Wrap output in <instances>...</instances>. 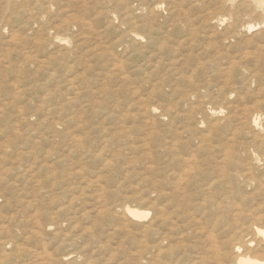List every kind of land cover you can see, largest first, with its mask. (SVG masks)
Segmentation results:
<instances>
[{
    "label": "bare ground",
    "instance_id": "1",
    "mask_svg": "<svg viewBox=\"0 0 264 264\" xmlns=\"http://www.w3.org/2000/svg\"><path fill=\"white\" fill-rule=\"evenodd\" d=\"M6 1L7 2H6L5 7L9 6V3H11V2H9L10 0L9 1L6 0ZM110 1L115 2L119 6V5H123L126 0H110ZM55 2H56V0H47V3L41 2V1L39 2V0H35L33 4L35 6H37L36 8L38 10H41L40 12L44 13V12L49 11L50 7L52 5H55ZM166 2H167L166 0H154V1H152V0H134L132 2L131 7H129L128 9L126 7V9H127L126 12H124L122 14L124 17H122V15L118 16L116 14H112L114 12L110 11V14H111L110 18H112L114 20H116V19L119 20L121 18V21H119V25L120 26L125 25V29H124L125 33H123L124 34V40H122V37H120V39L116 42V44H118V46L121 48V50H122L121 52L123 53V52L127 51V48H128L129 57H131V58L136 57L135 65L143 67V70L141 71L142 73H145V69L147 70V69H150L151 67L157 69L161 65H163L164 71L163 70L162 71L165 72V73H163V75L169 76V78L168 77L162 78L158 82L157 87H151L152 84L148 85L149 90L144 95L146 97V99L150 98L157 90L160 92H163V94H166V92L164 91L165 87H167L168 92H170L171 94H175L178 90L184 93L183 94V96H184L183 100L177 101L176 103L174 102L172 104H167L165 106H161V108H159L160 110H157L156 107H152L150 105L144 106V108L141 110L142 111L141 113L143 114V116L147 120L146 123L151 124L152 126H155L157 121L161 122L162 127L165 128V130H166V134H164V136L161 138V144L158 145V147H157L158 151L153 153V154H156L157 156H160L162 158V161H161L159 167H154L152 169H149V172H148L147 176L145 177L146 178V188L144 190V193L140 194V195L138 194V196L137 195L135 196V193H134V197L124 196L125 193H122L123 197H119L122 195H120L118 193V191H114V190L109 191L108 190L104 195V199L103 198L98 199L96 197L98 199L94 203L95 207L97 205V208L95 209L96 214H95V218L92 220L93 221L92 223H94V224L89 223L90 226L87 227V226L78 225L77 224L78 221H77V223L74 222L76 220L69 221L66 225L68 230L66 229L63 231V232H65V231H68V232H67V234L64 233L65 235L62 238L58 237V234H59L58 228L62 224L59 220H57V219L55 220V218L53 217V213L51 214L52 216H50L48 213H44L43 215H41V214H39V212H38L39 210H37V208H36V210H35V208H33L34 211L32 213L31 207H34V205H33L34 203H31L32 205L26 206L28 204V202H26V205H25L26 209L24 210V212L28 211L27 208H29L31 210L32 214L29 215L30 214L29 213L28 215L30 217L29 216L25 217V219H24V216H22V217L20 216V213L23 212V211L20 212L21 208L19 210L13 211L12 213L9 209V211H10L9 216H8V214H7V216H0V264H22L21 262H24V261H21V260H23V258L25 259L27 257H28L29 261L26 264H264V180L263 181L259 180L260 175L264 174V109H262V106H264V104L260 103L259 106H257V107L252 106V108H247L248 105H247V107H240L241 102L244 101L245 98L239 97L240 103H235V104H237V106H236L233 104V102H236L238 99L229 101V97H228L229 91H227V89H226L228 87L229 83L230 82L232 83L234 80H236L237 82H241L245 86H246V84H250V81H253V79H257L256 78L257 74L255 73L254 70L256 69V71H257L258 68H261V69L264 68V0H219V1L216 0V2H214V3L212 1H210L213 3L212 6L215 5L214 7L221 9V10L225 9L228 12V17L227 18H221L219 13L217 14V13L213 12V10H210L209 9L210 7H208L207 9H205V11L207 10L206 15H205L207 17L206 22L203 24L201 29H200V27H197L196 25H192V23H191V24H185V25L183 24L181 26L176 25L174 27V29H176V32H174L173 28L167 26L168 25L167 23L166 24H159V23H156L157 21L156 22L154 21V17L156 16V12L162 6V4L164 5V3L166 4ZM198 2H203V0H200ZM206 2H207V0H206ZM23 4H25V3H23ZM23 4H22V6H24ZM86 4L87 3H82L81 4L82 8H84V5H86ZM167 4H168V2H167ZM1 5H3V4H1ZM18 6L19 5H17V7ZM56 6H57V4H56ZM208 6H210V4ZM51 8H53V7H51ZM59 8H60V5H59ZM200 9H202V8H200ZM28 10H30V9H28ZM32 10L33 9H31V11ZM225 10H222V11L226 12ZM20 11H22V10H20ZM27 11H26V13H27ZM142 12H143V14H142ZM203 12H201V13H203ZM170 15H172V14H170ZM221 15L224 16V14H221ZM42 16L43 15H41V17ZM28 17H29V21H31V22L33 20L37 21L40 19L39 17L34 18V17H32V15L28 16ZM254 18H256L255 19L256 21L251 22V20ZM24 22H26V21H24ZM182 22L183 21H181L180 23H182ZM3 23H5V22H3ZM70 26H72V25L68 24L65 27H63V26H61V27H63L62 29L66 30V29H69ZM48 27H50V26H48ZM37 28H39V27H37ZM37 28H35V29H37ZM20 29H22V28L20 27ZM46 29L47 28H45L44 30H46ZM48 29H50V28H48ZM59 31L56 30V32H58V33H59ZM23 33H25V32L23 31ZM33 33H34V31H33ZM248 33L251 34V38L253 40L247 39V37L249 35L245 36L246 40H242L244 35L245 34L247 35ZM11 34L12 33H10V35ZM118 34L119 33H117V37H118ZM13 36H14V34H13ZM8 38H11V36ZM48 38H49V36H47V38L44 40V42L49 41ZM11 39H9V40H11ZM34 39H33V41H34ZM60 39H61V37H60ZM37 40H38V38H37ZM57 40H59V38ZM63 40H64V38H63ZM210 40L211 41L215 40L217 42L216 44L218 45L219 48L222 49V51L227 50L229 52L231 50V53H233L234 55H232V56L227 55L225 57L218 55L219 60H217L216 57L214 59L211 58L212 59L211 64H213V65L210 67H207L204 60L202 59V56L209 54L208 53L209 50L207 49L208 48L207 46H208V44L209 45L211 44V43H209V42H211ZM4 43H6V41ZM8 43H10V42H8ZM53 43H55V42L51 41L50 44L54 45ZM68 43H70V42H68ZM24 45L25 44H23V46ZM11 46H9V47H11ZM210 46H212V44ZM1 47H6V46L2 45ZM61 47H62V45H61ZM187 47L192 52L191 54H193V55H191L189 52L190 56L188 58V61L193 60V62L195 61V64H193V65L189 64L188 67L183 68V66H182L183 64H181L180 61H181V59L185 58V56L182 58L181 54L183 52V49L184 48L187 49ZM218 47H216V48L218 49ZM74 48L77 49L76 47H74ZM216 48H214V49H216ZM248 48L252 51L248 50ZM186 49L184 51H186ZM6 50H7V48H6ZM52 50H50V51H52ZM109 51L112 52L111 50H109ZM9 52H11V51H9ZM16 52H17V50H16ZM64 52H66V50ZM228 52H226V53L230 54ZM33 53H34V51H33ZM185 53H187V52H185ZM210 53H212L211 55H214V52H210ZM218 53H219V51H218ZM237 53L239 54L238 55L239 57H237L239 59H236V60H239V62L242 61V66L239 67V69L235 68L237 70H235V73H232L231 71H229L228 68L232 67V64H230V62L235 63V61H234L235 58L233 59V56H236ZM3 54L4 53H2V55ZM6 54L8 55V53H6ZM26 54H27V52H26ZM56 54H57V52H56ZM24 55H25V53H24ZM115 55H117V53H115ZM22 56H21V58L25 57V56H23V57ZM46 56H45V58H46ZM33 57H36V56H33ZM124 57H127V56L125 55ZM204 57H206V56H204ZM21 58H20V63H21ZM140 58H142V59H140ZM8 59H9V57H8ZM204 59L206 60L207 58H204ZM39 60H41V59H39ZM119 60H122V59H119ZM207 60H209V58ZM223 60H226V63H224V64H228V66L224 67V65L220 63ZM24 61L26 62L27 60L24 59ZM72 61H74V60H72ZM11 62H12V60H11ZM41 62H43V61H41ZM63 62H65V61H63ZM71 62H69V63H71ZM17 63H19V62H17ZM39 63L40 62H37L38 66L41 65ZM152 63L154 65L151 66ZM244 63L245 64H248V63L251 64V67L246 66ZM2 64H3V62H2ZM243 64L245 66H243ZM8 65H9V63H8ZM42 65H44V64H42ZM42 65H41V67H42ZM238 65L240 66L241 63ZM70 66H71V64H70ZM82 66L80 67L81 69H83ZM124 66H126V69L130 70L131 73L140 74L139 69H133L132 70V68L128 67V64L126 65L122 61L119 62L117 59V63L115 64L116 69L119 71H122L125 68ZM12 67H13V65H12ZM51 67H49V69ZM34 68H35V66H34ZM153 68H151L150 70L152 71ZM20 69H22V68H20ZM126 69H124L125 72H126ZM209 70H211V72H209ZM242 70H243V72L246 73L245 75L242 72ZM0 71L2 72V70H0ZM44 71H46V70H44ZM262 71H264V69ZM125 72L122 71L120 73L119 80L122 82L123 81L126 82L128 80L131 81L132 80L131 79L132 74H129V72L128 73H125ZM263 73L260 77L264 76ZM215 78H220V80H222L221 85L220 84L219 85L213 84V82L215 81ZM258 78H259V76H258ZM6 79H8V77ZM10 81H12V80H10ZM147 81H148V83L150 82L148 76L144 77L142 79V83H146ZM261 81H263V80H260L259 82H261ZM138 86H140V85H138ZM17 87H18V85L16 86V88ZM126 87H128V84ZM235 87H236V85H235ZM4 88L6 89V87H3V89ZM233 88H234V86H233ZM234 89H236V88H234ZM10 91H11V89H10ZM12 91H14V90H12ZM239 91H240V89H239ZM242 91H245V90H242ZM2 92H4V91H2ZM114 92H112V94ZM259 92H260V90H259ZM232 93L235 94L234 92H232ZM12 94H14V93H12ZM15 94L17 95L18 93H15ZM126 94H128V93H126ZM247 95H248V93H247ZM6 96H8V95H6ZM11 96H13V95H11ZM25 96L27 97V95H25ZM128 96H130V95H128ZM8 97H7V99L11 98V97H9V98ZM2 98L3 97L1 96L0 99H2ZM63 98H64V96H63ZM133 98H134V95H133ZM135 98H138V97H135ZM7 99H5V100H7ZM144 99L145 98H143V100ZM2 100H4V98ZM131 100L132 99H130V101ZM218 100H220V103L224 102L223 103L224 105L222 106L220 104L221 107L217 106L216 104H218V102H219ZM70 101H72V100H70ZM252 103H254V102H252ZM15 104L17 106L16 102H15ZM134 104H138V103H133L132 105H134ZM242 105H243V103H242ZM47 107H50V106H47ZM62 107H63V105H62ZM14 108H15V106H14ZM20 110H21V108H20ZM13 112L10 111V113H12V114H13ZM17 113L18 112H16L15 114H17ZM30 114H31V112H30ZM152 114H156V117L155 116L152 117ZM22 115L24 116L25 114H22ZM83 116L86 117L85 115H83ZM56 120H58V119L55 118L54 123H56ZM37 121H35V122H37ZM60 122L61 121H59V123ZM51 123H52V121H51ZM116 123H118V121ZM29 124H31V123H29ZM62 125H63V123H62ZM103 125L105 126V123ZM113 125H114V123H113ZM30 126H32V129H33V124ZM51 126H53V125H51ZM82 127L83 126H81L79 128H82ZM14 128H16V127H14ZM14 128L12 130H14ZM87 128H85V129H87ZM202 128H204V129H202ZM18 129H17V131H18ZM51 129L53 130V128L49 129L50 132H51ZM101 130H102V128H101ZM122 130H124V129L122 128ZM63 131H60V132H63ZM70 131L73 132V130H70ZM70 131H68V132H70ZM75 132H76V130H75ZM161 132H162V130H161ZM86 134L89 135L88 131ZM127 134H128V132H127ZM127 134H125V135H127ZM130 134H131V132H130ZM130 134H129V136H131ZM17 135H19V134H17ZM53 135H54V133H53ZM59 135H60V133H59ZM78 135H81V134L79 133ZM122 135H124L123 131H122ZM148 135H150L151 137H149ZM36 136H34V137L36 138ZM73 136H75V134H73ZM31 137H33V136H31ZM43 137H45V136H43ZM69 137H70V135H69ZM69 137L67 136L68 139H69ZM75 137H79V136L76 135ZM118 137L119 138H117V139L119 140L120 136L118 135ZM137 137H139V136H137ZM154 137H157V134L155 132L154 133L146 132L144 134V136L141 137L142 142H140V141L139 142L143 143L142 147H146L145 150H147L148 149L147 147H149V149H150V143L151 142H152V144H153V142L157 143L158 140ZM50 138L53 140L52 136L49 137V139ZM79 138L77 140H79ZM29 139H32V138H29ZM38 139H40V138H38ZM102 139H103V137H102ZM71 140H73V137L71 138ZM98 140H99V137H98ZM98 140H97V142H98ZM135 140L138 141V138ZM26 141H24V142H26ZM35 141H37V139ZM126 141H127V139L125 140V142ZM30 142H32V141H30ZM76 142H78V141H76ZM94 142H96V141L94 140ZM27 144H29V143H27ZM50 144H49V146H50ZM84 144L82 143V145H84ZM87 144H85V145H87ZM128 144L129 143L127 141V145ZM134 145H136V144H134ZM134 145H133V147H134ZM49 146H47V147H49ZM100 146H101V144H100ZM156 146H157V144H156ZM156 146H154L153 148H155ZM13 147H15V146H13ZM27 147H29V145ZM32 147H34V146H32ZM53 147H54V145H53ZM63 147H64V145H62V148ZM65 147H66V145H65ZM68 147L70 149V145ZM121 147H122V145L120 146V148ZM133 147H130V148H133ZM87 148H88V145H87ZM123 148H124V146L122 147V149ZM3 149H4V146H3ZM14 149H12V150H14ZM26 149H29V148H26ZM46 149L48 150V148H46ZM104 149H106V148H104ZM134 149H136V148H134ZM22 150L23 149H21V151ZM24 150H25V148H24ZM49 150H51V149H49ZM0 151H2V149ZM6 151H7V149H6ZM107 151H109V150H107ZM13 152H15V151H13ZM16 152H18V151H16ZM30 152H31V150H30ZM56 152H58V150ZM61 152H62V155L64 153V156H66L65 152H63V151H61ZM86 152H87V150H86ZM113 153H114V151H113ZM129 153H130V151H129ZM138 153L140 154V151ZM0 154L2 156V153H0ZM5 154L7 156L6 152H5ZM28 154L30 155V153H28ZM43 154L44 153H42V155ZM118 154L119 153L116 154L117 158H118ZM17 155H19V154H17ZM82 155H83V153H82ZM93 155H94V153H93ZM116 155H115V158H116ZM133 155H135V154H133ZM60 156H61V154L59 155V157ZM130 156H131V154H130ZM10 157H13V156H11V154H10ZM15 157H17V156H15ZM40 157H42V156L37 157L38 160ZM103 157H105V156H103ZM109 157L111 158V156H109ZM49 158H50V156H49ZM8 159H9V157H8ZM12 159H14V158H12ZM63 159H65V158H63ZM102 159L103 158L101 157V161H102ZM105 159H108V158L106 157ZM8 161L10 162L11 160H8ZM21 161L22 160H20V162ZM81 161H83V160L81 159ZM50 162H51V160H50ZM15 163L17 164V162H15ZM100 163H101V165H103L104 168H106L105 170H111V171L116 170L113 168V163L110 161V159L105 160L103 162H99V164ZM34 164H36V163H34ZM26 165H27V162H26ZM48 165H50V163H48ZM37 166H38V164H37ZM45 166H46V164H45ZM24 167H25V165H24ZM53 167H55V165ZM151 167H153V166H151ZM95 168H97V167H95ZM9 169H11V168H9ZM12 169H13V167H12ZM31 169H32L31 166H29L28 168L26 167L24 169L22 167H20L18 170L13 169V170H15L14 171L15 173H13L14 174L13 179L9 183L10 188L13 189L14 186L15 187L19 186L18 185L19 183L20 184L22 183L23 185L28 184V182L30 181L29 179L33 177V176L29 177L31 175L29 173L33 170V169L32 170ZM2 170H4V169H2ZM2 170H0V171H2ZM52 170L54 172V169H52ZM6 171L8 172V170H6ZM47 171H49V170H47V168H46V172ZM258 171H259V176H258V180H256L255 179V176H256L255 173H257ZM67 172H68V170H67ZM73 172L70 171V173H67V174H65L66 173L65 172L64 175H66L68 177L78 176V174H74ZM78 172H81V171H77V173ZM33 173H34V171H32V174ZM49 173L50 172H48V174ZM46 174H44V175L46 176ZM110 174H109V176H107L105 178H106V181L109 183V187L114 189V187L118 186L117 183L119 181V178H118L119 175L116 173H113L111 175ZM38 175L41 176L40 174H38ZM82 175H81V177H82ZM35 177H37V176H35ZM60 178H61V175H60ZM9 179H10V177H9ZM6 180H7V178H6ZM36 180H37L36 182L39 181L38 177ZM59 180H61V179H59ZM74 180H75V178H74ZM65 181L67 182V180H65ZM8 182L6 181V183H8ZM30 183H31V181H30ZM2 184H3V182H2ZM28 185L30 186V184H28ZM33 186H34V184H33ZM84 187L86 188V186H84ZM41 188L42 187H40V189ZM47 188H50V187H47ZM95 189H97V188H95ZM103 189H105V187L100 186L99 189L95 190V191L100 190L99 192L102 194L105 192ZM107 189H105V190H107ZM55 190H57V189H55ZM26 191H25V193H26ZM32 191H34V190H32ZM35 191H37L36 188H35ZM73 191L74 190H72V192ZM142 191H140V192H142ZM53 192H56V191H53ZM67 192H68V189H67ZM15 193H16V195H15L14 200L16 201V204L21 203L20 200H22L21 197H23L22 192L15 191ZM64 193L66 194L65 191H64ZM32 194H33V192H32ZM59 194H61V193H59ZM87 194H90V193L87 192ZM101 194H99V195L103 196V194L102 195ZM70 195H71V193H70ZM70 195L68 197H70ZM80 195H82V194H80ZM51 196L52 195H50V197ZM77 196H78V194H77ZM110 196H111V198H110ZM12 197H13V195H12ZM31 197H33V196H31ZM34 197H33V199H34ZM40 197L41 196H39V198ZM80 197H78L79 198L78 201H80ZM27 198H28V196L26 197V199ZM43 199H42V201H43ZM66 199L68 200V198H66ZM66 199H64V200H66ZM7 200H8V198H7ZM29 200L30 199H28L26 201H29ZM90 201H92V200H90ZM30 202H36V201H30ZM58 202L60 203L61 201L58 200ZM69 202H70V200H68L67 203L63 202L64 204H62V205L60 204L61 206L59 205L60 208L57 211L53 207L55 209L54 212L55 213L58 212V215H59V213L62 214V213L67 212V217H68V215H72V213H71L72 208L71 207H73V206H71V203L69 204ZM79 203L81 206H83L81 204V202H79ZM23 204H24V202H23ZM52 204H53V202H52ZM12 205H13V203H12ZM35 205H37V204H35ZM72 205H73V203H72ZM73 208H76V206ZM75 210L76 209H73V211H74L73 213L77 212V211L75 212ZM86 210H88V209H86ZM84 211L82 210V212H84ZM80 212H79V214H81ZM87 213H88V211H87ZM66 219L67 220L72 219V216L70 218L68 217ZM64 220L65 219H63V221ZM29 225L31 226L30 234L31 235L35 234L37 237L38 236L39 237L36 240H34L35 241L34 242L35 250L32 251V249H31L30 252H28V251L24 252L21 250V248H23V247L20 248L21 245L19 246L18 242H17L19 233H18V235L15 236L14 231L15 230L17 231V229H20L22 231V233L23 232L25 233L27 231L26 228L29 227ZM12 226H14L15 228L13 227V229H12ZM76 228H78V230H75ZM93 234H95V236H96V234H99L100 236H98V235L96 236V240L94 242V245L96 246V248H94V250L92 251L93 247L91 248V250L88 249V245L86 243L89 242V240L85 239V238L86 237L88 238L90 235L93 236ZM23 235H25V234H23ZM114 235L118 238V241H117L118 243L115 242L116 244H118V246H116V247L114 244H112V245H114L113 247L110 244V240H113L112 238ZM23 238L28 239L29 237L28 238L23 237ZM47 238H48V241L51 240L54 243L53 248L51 247V249H53L52 253L48 252L49 248H48V243L46 241ZM93 238H95V237H93ZM79 240H80V243H78ZM87 249L91 252V253L89 252L91 257L88 256L89 253L87 254V251H88ZM29 250H30V248H29ZM25 251H26V249H25ZM95 251H97L98 258L92 257L93 256L92 254L95 253Z\"/></svg>",
    "mask_w": 264,
    "mask_h": 264
},
{
    "label": "rangeland",
    "instance_id": "2",
    "mask_svg": "<svg viewBox=\"0 0 264 264\" xmlns=\"http://www.w3.org/2000/svg\"><path fill=\"white\" fill-rule=\"evenodd\" d=\"M34 1L35 0H10L9 2H11V3H9V6L5 7L7 1L6 0H0V22H1L0 23V45L6 46V47L0 46V56L2 55V53H4L1 56L2 58L0 57V64H1L0 70H2V72L0 71V97L2 96L4 98V100H2L3 98L0 99V111H1L0 112V150L2 149V151H0V153H2V156L0 154V157L2 158V159L0 158V170H2V169L5 170V171L4 170L0 171V176H1L0 177V202H1L0 203L1 204L0 205V216H7V214L9 216L10 211L12 213L13 211L19 210L20 208H21L20 212L23 211L22 213H20V216L21 217L24 216V219H25V217H28L29 215H31L33 213V211H34L33 208H35V210L37 208V210H39L38 211L39 214H41V215H43L44 213H48L50 216H52L51 214L53 213V217L55 218V220L56 219L59 220L62 224L58 228V230H59L58 237L62 238L65 235L64 233L67 234V232H68V231H65V232H63V231L67 229L66 225L69 221L76 220L74 222L77 223V221H78V223H77L78 225L87 226V227L90 226L89 223L91 224L93 222L92 220L95 218V214H96L95 209L97 208V205L95 207L94 203L98 199H101V198L104 199V195L108 190L109 191L110 190L118 191V193L120 195H122L119 197H123L122 193L126 194V195L124 194V196H130V197L131 196L134 197V193H135V196L136 195L138 196V194L140 195V194L144 193V190L146 188V178L145 177L147 176L149 169H152L154 167H159L160 163L162 161V158L160 156H157L156 154H153V153L158 151L157 147H158V145L161 144V138L164 136V134H166V130H165V128L162 127L161 122L157 121L155 126H152L151 124L146 123L147 120L145 119V117L141 113L142 112L141 110L146 105L156 107L157 110H160L159 108H161V106H165L167 104H172L174 102L176 103L177 101L183 100L184 99V96H183L184 93L178 90L175 94H171L170 92H168L167 87H165L164 91L166 92V94H163V92H160L157 90L150 98L146 99V97L144 95L149 90L148 85L152 84L151 87H157L158 82L162 78H166V77L169 78V76L163 75V73H165V72H163L164 71L163 65H161L159 67L160 69L159 68L156 69V68L151 67L152 65H154L153 63L150 66L151 68H153L152 71L150 70L151 69L150 68V69H147L148 71L145 69V73H142L141 71L143 70V67L135 65L136 57H134V58L129 57L128 48H127V51L122 53L121 48L118 46V44H116V42L120 39V37H122V40H124V34L123 33H125V30H124L125 25H122L123 27L119 25V21H121V18L119 20L118 19L114 20V19L110 18V15H111L110 11L114 12L112 14H116L118 16H121L124 12H126V10L129 7L132 6V2L134 0H126L123 5H119V6L115 2L110 1V0H108V1L107 0H60V1L56 0L55 5L51 6L53 8L50 7L49 11L44 12V13L40 12L41 10H38L36 8L37 6H35L33 4ZM40 1L47 3V0H39V2ZM152 1H154V0H152ZM166 1L168 2V4H167V2H166V4L164 3V5L162 4V6L156 12V16L154 17V21L155 22L157 21L156 23H159V24H166L167 23L168 24L167 26H169L173 29L176 25L181 26L183 24L185 25V24H191V23H192V25H196L197 27H200V29H201L203 24L206 22L207 17L205 15H206L207 10L205 11V9H207L208 7H210L209 9L213 10V12H215L217 14L219 13L221 18H227L228 17V12L225 9H222V10H225L226 12L222 11L221 9L214 7L215 5L212 6L213 3L216 2V0H207V2H206V0H203V2H198L200 0H166ZM210 1H212L213 3ZM217 1H219V0H217ZM23 3H25L26 5ZM82 3H87L86 5H84V8H82V5H81ZM1 4H3V5H1ZM22 4L24 6H22ZM56 4H57V6H56ZM209 4H210V6H208ZM17 5H19V6L17 7ZM59 5H60V8H59ZM126 7H127V9H126ZM200 8H202V9H200ZM28 9H30V10H28ZM31 9H33L34 11L33 10L31 11ZM20 10H22V11H20ZM26 11H27V13H26ZM201 12H203V13H201ZM142 14H143V12H142ZM170 14H172V15H170ZM221 14H224V16ZM31 15L34 18L39 17L40 19L37 21L33 20L34 22L33 21L31 22V21H29V17H28ZM41 15H43V16L41 17ZM122 17H124V16L122 15ZM255 19L256 18L252 19L251 22H255L256 21ZM24 21H26V22H24ZM181 21H183V22L180 23ZM3 22H5V23H3ZM68 24L72 25L69 27V29H66V30L62 29L63 27H65ZM48 26H50V27H48ZM61 26H63V27H61ZM20 27L22 29H20ZM37 27H39V28H37ZM35 28H37V29H35ZM45 28H47V29L44 30ZM48 28H50V29H48ZM56 30H58V31L60 30L59 33L56 32ZM23 31L25 33H23ZM33 31H34V33H33ZM174 32H176V29H174ZM10 33H12V34L10 35ZM117 33H119L118 37H117ZM13 34H14V36H13ZM9 35L11 36V38L13 40L11 38H8V37H10ZM47 36H49V38H48L49 41L44 42V40L47 38ZM245 36H248L247 37L248 40L252 39L251 34L248 33L247 35L245 34L244 37L242 36L243 38L241 37L242 40H246ZM60 37H61V39H60ZM37 38H38V40H37ZM58 38H59V40H57ZM63 38H64V40H63ZM9 39H11V40H9ZM33 39H34V41H33ZM5 41H6V43H4ZM51 41L55 42V43H53L54 45L50 44ZM8 42H10V43H8ZM68 42H70V43H68ZM22 43L25 44L26 46L25 45L23 46ZM209 43L212 44V46H210L211 44L210 45L208 44V46H207L208 47L207 49L209 50V52H208L209 54L202 56V59L204 60L207 67H210L213 65V64H211V61L215 57L217 60H219L218 55L219 56L221 55L222 57H225L227 55L228 56L234 55L233 53H231V50L229 52L227 50L222 51V49L219 48L218 45L216 44L217 42L215 40L211 41ZM61 45H62V47H61ZM214 45L215 46L217 45L216 47H218V49ZM9 46H11V47H9ZM74 47H76L77 49H75ZM6 48H7V50H6ZM214 48H216V49H214ZM185 49L186 48L183 49V52L181 54V57L183 58L185 56V58L181 59V61H180V63L183 64L182 65L183 68L188 67L189 64H192V65L195 64V61L193 62V60L188 61V58L192 52L190 51V49L188 47H187L186 51H184ZM16 50H17V52H16ZM32 50L34 51V53ZM50 50H52V51H50ZM65 50H66V52H64ZM109 50H111L112 52H110ZM217 50L219 51V53ZM248 50H250V49L248 48ZM9 51H11V52H9ZM55 51L57 52V54ZM250 51H252V50H250ZM26 52H27V54H26ZM185 52H187V53H185ZM189 52H190V54H189ZM210 52H214V55H211L212 53H210ZM226 52L230 53L231 55L227 54ZM6 53H8V55ZM24 53H25V55H24ZM115 53H117V55L119 57L117 55H115ZM22 55L25 57H23ZM125 55L127 57H124ZM191 55H193V54H191ZM238 55L239 54L237 53L236 56H233V59L235 58L234 59L235 63L230 62V64H232V67H230L228 69L232 73H235V70L239 69V67L242 66V61L239 62V60H236V59H239V58H237V57H239ZM21 56L23 58H21ZM33 56H36V57H33ZM45 56L47 59L45 58ZM204 56H206V57H204ZM8 57H9V59H8ZM19 57L21 58V63H20ZM204 58H207V59L209 58V60H207V59L205 60ZM24 59L27 61L25 62ZM39 59H41V60H39ZM117 59L119 62L122 61L126 65L128 64V67L132 68V70L133 69H139L140 74H138V73L133 74L130 72V70L126 69V66H124L125 67L124 69H126V72L124 69L122 71L125 73L129 72V74H132L131 75L132 80L131 81L128 80L126 82L123 81L124 82L123 83L122 81L119 80V75L122 71L117 70L115 67V64L117 63ZM119 59H122V60H119ZM140 59H142V58H140ZM11 60H12V62H11ZM72 60H74V61H72ZM41 61H43V62H41ZM63 61H65V62H63ZM2 62H3V64H2ZM17 62H19V63H17ZM37 62H40L39 64H41V65L44 64V65H42V67H41V65H39L40 66L39 67ZM69 62H71V63H69ZM8 63H9V65H8ZM220 63L223 64L224 67L228 66V64H224V63H226V60H223ZM240 63H241V65L239 66L238 64H240ZM70 64H71V66H70ZM244 64H243V66L246 65L248 67H251V64H249V63L245 64V65ZM12 65H13V67H12ZM34 66L36 69L34 68ZM81 66L83 69L80 68ZM49 67H51V68L49 69ZM20 68H22L23 70ZM235 68H237V69H235ZM263 69L258 68V70H257L258 72L255 69L254 71L257 74V76H256L257 79H253V81H250V84H246V86L243 85L241 82H237L236 80H234L232 83L230 82L228 87L226 88L227 91H229L228 92L229 101L238 99L236 102H233V104L237 106V104H235V103H240L239 97H244L245 99H244V101L241 102L240 107H247V105H248L247 108H252V106L257 107V106H259L260 103L264 104V79H263L264 76L260 77L262 75V73L264 72V71H262ZM44 70H46V71H44ZM209 72H211V70H209ZM242 72H243V70H242ZM243 73H244V75L246 74L245 72H243ZM263 75H264V73H263ZM147 76L149 77L150 82L148 83V81H147L146 83H142V79L144 77H147ZM258 76H259V78H258ZM7 77H8V79H6ZM10 80H12V81H10ZM260 80H263V81L259 82ZM19 83L20 84L22 83V84L20 85ZM221 83H222V80H220V78H215V81L213 82V84H217V85H219V84L221 85ZM127 84H128V87H126ZM17 85H18V87L16 88ZM138 85H140V86H138ZM235 85H236V87H235ZM2 86L6 87V89L5 88L3 89ZM233 86L236 89H234ZM10 89H11V91H10ZM239 89H240V91H239ZM12 90H14V91L16 90V91L14 92ZM242 90H245V91H242ZM259 90H260V92H259ZM2 91H4V92H2ZM112 92H114L115 94L114 93L112 94ZM232 92H234L235 94H233ZM12 93H14V94L18 93V94L14 95ZM126 93H128V94H126ZM247 93H248V95H247ZM6 95H8L11 98H9ZM11 95H13V96H11ZM25 95H27V97ZM128 95H130V96H128ZM133 95H134V98H133ZM63 96H64V98H63ZM7 97L9 99H7ZM135 97H138V98H135ZM143 98H145V99L143 100ZM5 99H7V100H5ZM130 99H132V100L130 101ZM70 100H72V101H70ZM218 101H219L218 104H216L217 106L221 107L220 104L222 106L224 105L223 104L224 102L220 103V100H218ZM15 102L17 103V106H16ZM252 102H254V103H252ZM131 103L132 104L138 103V104L132 105ZM242 103L244 106L242 105ZM19 104L20 105L22 104V105L20 106ZM62 105H63V107H62ZM14 106H15V108H14ZM47 106H50V107H47ZM20 108H21V110H20ZM262 109H264V106H262ZM10 111L11 112L14 111L13 114L10 113ZM16 112H18V113L15 114ZM30 112L32 115L30 114ZM21 113L25 114V115L23 116ZM83 115H85L86 117H84ZM29 116L30 117L32 116V117L30 118ZM153 116L156 117V114H152V117ZM55 118L58 119V120H56V123H54ZM35 121H37V122H35ZM51 121H52V123H51ZM59 121H61L60 122L61 124L59 123ZM117 121H118V123H116ZM28 122L31 124H29ZM62 123H63V125H62ZM104 123H105V126L103 125ZM113 123H114V125H113ZM32 124H33V129H32V126H30ZM51 125H53V126H51ZM81 126H83V127L79 128ZM12 127L13 128L16 127V128H14V130H12L13 129ZM87 127L88 128L90 127V128L88 129ZM50 128H53V130L51 129V132L49 130ZM85 128H87V129H85ZM101 128H102V130H101ZM122 128L125 131L122 130ZM17 129H18V131H17ZM202 129H204V128H202ZM67 130L68 131L73 130V132H71V131L68 132ZM75 130H76V132H75ZM161 130H162V132H161ZM60 131H63V132H60ZM87 131H88L89 135L86 134ZM122 131H123L124 135L127 134V132H128V134L124 136V135H122ZM130 132H131V134H130ZM144 132L145 133L146 132H149V133L155 132L157 134V137H154L158 140L157 143L153 142V144H152V142H151L150 143V149H149V147H147L148 148L147 150H145L146 147H142L143 143H140V142H142L141 137L144 136V134H145ZM53 133H54V135H53ZM59 133H60V135H59ZM79 133L81 135H78ZM17 134H19V135H17ZM73 134H75V136L76 135L79 136L80 138L73 136ZM129 134L131 136H129ZM69 135H70V137H69ZM118 135L120 136L119 140L117 139V138H119ZM31 136H33V137H31ZM34 136H36V138ZM43 136H45V137H43ZM51 136L53 137V140L51 138L49 139V137H51ZM67 136L69 137V139L67 138ZM137 136H139V137H137ZM148 136L151 137L150 135H148ZM72 137H73L74 141L71 140ZM98 137H99L100 141L98 140ZM102 137H103V139H102ZM29 138H32V139H29ZM38 138H40V139H38ZM78 138H79V140H77ZM137 138H138V141L135 140ZM36 139H37V141H35ZM126 139L129 143L128 145H127V141L125 142ZM94 140L96 142L98 140V142L96 143V142H94ZM24 141H26V142H24ZM30 141H32V142H30ZM76 141H78V142H76ZM27 143H29V144H27ZM82 143L83 144L88 143L87 144L88 148H87V145H85V144L82 145ZM30 144L34 147H32ZM49 144H50V146H49ZM100 144L102 147L100 146ZM134 144H136V145H134ZM156 144H157V146H156ZM28 145H29V147H27ZM53 145H54V147H53ZM62 145H64L63 148H62ZM65 145H66V147H65ZM69 145H70V149L68 147ZM121 145H122V147L124 146L123 149H122V147L120 148ZM133 145H134V147H133ZM3 146H4V149H3ZM13 146H15L16 148ZM47 146H49L50 148ZM154 146H156V147L153 148ZM103 147L106 149H104ZM130 147H133V148H130ZM24 148L26 151L24 150ZM26 148H29V149H26ZM46 148H48V150ZM134 148H136V149H134ZM6 149H7V151H6ZM12 149H14V150H12ZM21 149H23V150L21 151ZM49 149H51V150H49ZM30 150H31V152H30ZM57 150H58V152H56ZM86 150H87V152H86ZM107 150H109V151H107ZM13 151H15V152H13ZM16 151H18V152H16ZM61 151L65 152L66 156H64V153L62 155ZM113 151H114V153H113ZM129 151H130V153H129ZM137 151L138 152L140 151V154ZM5 152L7 153V156H6ZM12 153L13 154L15 153L14 155L17 157H15ZM28 153H30V155ZM42 153H44V154L42 155ZM82 153H83V155H82ZM93 153H94V155H93ZM117 153H119L118 158L116 155ZM10 154L13 157H10ZM17 154H19V155H17ZM60 154H61V156L59 157ZM130 154H131V156H130ZM133 154H135V155H133ZM115 155H116V158H115ZM39 156H42V157H40L38 160L37 157H39ZM49 156H50V158H49ZM103 156H105V157H103ZM109 156H111V158ZM8 157H9V159H8ZM101 157L103 158L102 161H101ZM106 157L108 159H110V161L113 163V168L116 170H114V171L105 170L106 168H104L103 165H101V163L99 164V162H103L105 160H108V159H105ZM12 158H14V159H12ZM63 158H65L66 160ZM81 159L83 161H81ZM8 160H11L10 161L11 163ZM20 160H22L21 161L22 163L20 162ZM50 160H51V162H50ZM15 162H17V164ZM26 162H27L28 166L26 165ZM34 163H36V164H34ZM48 163H50V165H48ZM37 164H38V166H37ZM45 164H46V166H45ZM24 165H25V167H24ZM54 165H55V167H53ZM29 166L32 167L33 170L32 169L31 170L34 171V173H35V174L34 173L32 174V171L29 173V174H31L29 177L33 176L32 178L29 179L31 181V183H30V181L28 182V184H30L31 187L28 184L23 185L22 183L21 184L19 183L18 184L19 186H16V187L14 186L13 189L10 188L9 183L13 179V175H14L13 173H15L14 172L15 170H13V169L18 170L20 167H22L24 169L26 167L28 168ZM151 166H153V167H151ZM12 167H13V169H12ZM95 167H97V168H95ZM9 168H11V169H9ZM46 168L49 171L46 172ZM52 169H54V172ZM6 170H8V172ZM67 170H68V172H67ZM70 171L71 172L74 171L73 173L78 174V176L68 177V176L64 175L65 172H66L65 174H67V173H70ZM77 171H81V172L77 173ZM48 172H50V173L48 174ZM37 173L40 174L41 176H39ZM110 173L111 174L116 173L119 175L118 176L119 181L117 183L118 186L114 187V189L109 187V183L106 181V178H105V177L109 176ZM257 173H255L256 174V176H255L256 180H258L259 171ZM44 174H46V176ZM60 175H61V178H60ZM81 175H82V177H81ZM35 176L38 177V180H39L38 182H36L37 177H35ZM9 177H10V179H9ZM6 178H7V180H6ZM58 178L61 180H59ZM74 178H75V180H74ZM259 178H260L259 180L263 181L264 180V174L260 175ZM65 180H67V182ZM6 181L7 182L9 181V182L6 183ZM2 182H3V184H2ZM33 184H34V186H33ZM80 186L82 188L84 186H86V188L84 187L82 189ZM100 186L105 187V189L108 188L107 190L103 189L105 191V192L103 191L104 193H102L103 196L99 195V194H101L99 192L100 190L95 191V190H98ZM40 187H42V188L44 187L43 188L44 190L42 188L40 189ZM47 187H50V188H47ZM35 188L37 191H35ZM95 188H97V189H95ZM55 189H57V190H55ZM67 189H68V192H67ZM32 190H34L35 192ZM72 190H74L73 191L74 193L72 192ZM15 191L22 192L23 197H21V199L23 201L20 200L21 203L16 204V201L14 200L15 195H16ZM25 191H26V193H25ZM53 191H56V192H53ZM64 191L66 192V194L64 193ZM140 191H142V192H140ZM32 192H33V194H32ZM87 192L90 194H87ZM59 193H61V194H59ZM70 193H71V195H70ZM96 193L97 194L99 193V194L97 195ZM77 194H78V196H77ZM80 194H82L83 196ZM12 195H13V197H12ZM50 195H52V196L50 197ZM69 195H70V197H68ZM27 196H28V198L26 199ZM31 196H33V197L35 196L34 199ZM39 196H41L40 197L41 199L39 198ZM78 197H80V201H78L79 200ZM7 198H8V200H7ZM66 198H68V200H70L69 204L71 203V206H73V207L76 206V208L71 207L72 208L71 209L72 215H68V217L70 218L72 216V219H69V220L66 219V218H68L67 212H65L66 214L65 213H62V214L59 213V215H58V212L57 213L54 212L55 209L57 211L62 204L67 203L68 200ZM110 198H111V196H110ZM28 199H30V200L26 201ZM42 199H43V201H42ZM64 199H66V200H64ZM58 200L61 202L59 203ZM90 200H92L93 202ZM30 201H36V202H30ZM23 202H24V204H23ZM26 202H28L27 205H26ZM52 202H53V204H52ZM79 202H81V204L83 206H81ZM12 203H13V205H12ZM31 203H34L33 204L34 207H31L32 213H31V210L29 208H27V210L29 212L28 211L24 212V210L26 209L25 205L26 206L32 205ZM72 203H73V205H72ZM35 204H37V205H35ZM9 209H10V211H9ZM73 209H76L75 212L76 211L77 212L73 213L74 212ZM86 209H88V210H86ZM82 210L83 211L85 210V211L82 212ZM87 211H88V213H87ZM79 212L81 214H79ZM63 219H65L66 221L65 220L63 221ZM92 224H94V223H92ZM13 227L14 226H12V229H13ZM30 228H31V226L29 225V227L26 228L27 231L25 233L24 232L22 233V231L20 229H17V231L16 230L14 231L15 236L18 235V233H19L17 242H18L19 246L21 245L20 248L23 247V248H21V250L24 252H27V251L30 252L31 249H32V251H34L35 250V245H34L35 241L34 240H36L39 237V236L37 237L35 234L31 235L30 234V231H31ZM75 230H78V228H76ZM23 234H25V235H23ZM97 235L100 236L99 234H96V236ZM96 236H95V234H93V236L90 235L88 238L87 237L85 238V239L89 240V242L86 243L88 245V249L91 250V248L93 247L92 251L94 250V248H96V246L94 245V242L96 240ZM23 237H27V238L29 237V238L26 239ZM93 237H95V238H93ZM112 239L113 240H110V244L111 245L114 244L115 247L118 246V244H116V243H118L117 242L118 238L114 235ZM46 241L48 243V248H49L48 252L52 253L53 249H51V247L53 248L54 243L51 240L48 241V238ZM78 243H80V240ZM114 245H112V247ZM28 247L30 248V250ZM24 248L26 249V251ZM89 252L90 251L88 250L87 254ZM90 253L88 255L89 257H91ZM92 255H93L92 257L98 258L97 251H95V253H93ZM21 261H24V262H21L22 264H26L29 260L27 257L25 259L23 258V260H21Z\"/></svg>",
    "mask_w": 264,
    "mask_h": 264
}]
</instances>
